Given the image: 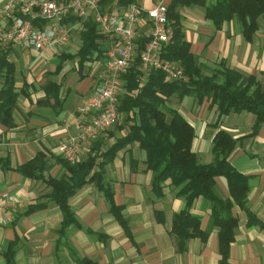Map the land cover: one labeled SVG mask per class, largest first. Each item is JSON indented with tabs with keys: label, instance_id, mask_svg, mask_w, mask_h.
I'll list each match as a JSON object with an SVG mask.
<instances>
[{
	"label": "crops",
	"instance_id": "obj_1",
	"mask_svg": "<svg viewBox=\"0 0 264 264\" xmlns=\"http://www.w3.org/2000/svg\"><path fill=\"white\" fill-rule=\"evenodd\" d=\"M6 1L0 0V7ZM155 1L113 0L105 9L122 10L123 5L131 3L147 9ZM176 13L184 42L202 75L210 77L232 70L243 77H253L264 91V15L257 19L258 29L252 39L246 41L238 22L232 20L216 28L205 19L204 8L198 5L180 6ZM73 18L67 16L65 24L74 25ZM149 29L148 23L142 24L138 44H146ZM82 30L83 27L74 26L64 46L40 52L21 48L7 56L14 67L18 98L10 119L0 121V264H6L5 256L11 249L13 264H80L84 260L95 264H221L218 229L211 223L209 203L202 198L195 199L188 211L200 219V235L186 241L182 250L178 248L171 229L185 201L175 195L170 180L164 182L161 197L153 194L154 174L148 170L145 153L137 143L117 151L104 167L103 189L87 182L68 199L79 227L70 225L63 234V215L51 200V188L43 180L25 178L18 172V168L41 154L46 160L45 179L69 176L58 163L61 158L56 145L76 133V110L93 91L109 47L107 39L100 35V53L79 65L75 56L81 46ZM66 57L69 58L63 61ZM50 82L58 85V102L62 104L59 111L58 104L45 92ZM2 89L0 78V92ZM166 107L177 111L192 127L191 151L200 164L213 162L212 139L217 131L233 138L235 146L228 162L249 177L247 207L257 222L264 224V124L254 133L256 118L247 112L218 119L217 106L207 98L200 104L192 96L181 101L171 98ZM217 122L218 127L214 128ZM127 132L126 126L110 128L94 146L99 145L100 152H104ZM85 160L82 155L76 164ZM215 191L224 200L230 197L223 177L215 178ZM5 193L9 199L3 200ZM38 204L42 209L24 214L29 206ZM116 210L123 224L116 219ZM232 215L237 223L226 264H264V228L250 222L236 205Z\"/></svg>",
	"mask_w": 264,
	"mask_h": 264
},
{
	"label": "trees",
	"instance_id": "obj_2",
	"mask_svg": "<svg viewBox=\"0 0 264 264\" xmlns=\"http://www.w3.org/2000/svg\"><path fill=\"white\" fill-rule=\"evenodd\" d=\"M112 1L100 0V7L105 10V6ZM117 1L121 3L124 0ZM128 5H123V8ZM190 5L203 7L205 19L211 21L216 28L232 20L238 22L246 41L252 39L258 29L257 19L264 15V0H211L210 3L207 0H172L167 17L172 22L174 32L172 41L163 51L162 57L180 65L189 78L188 82L167 81L160 71H152L145 80H141L142 72L139 69V58L136 56L134 65L121 77L123 92L118 100L119 111L124 119L116 127L126 126L128 132L104 152H100L99 145L94 146V150L101 156V162L96 169L95 158L90 156H87L84 162L74 165L59 159L58 163L62 164L69 176L60 180L45 179L43 173L46 160L41 154H37L31 161L18 168V172L25 178L43 180L51 188V200L63 215L61 234L70 225L79 227L68 206V199L87 182L95 183L98 189H103L104 167L112 161L117 151L133 143H137L139 149L144 151L147 168L154 174L153 194L161 197L164 182L170 180L171 187L176 191L175 195L185 201L184 209L175 215L171 229L180 250L184 248L186 241L200 235V219L188 212L193 201L198 198L207 201L211 207V223L218 229L221 264H226L230 244L234 239L233 230L237 223L232 215L234 205L245 212L250 222L264 228V224L257 222L247 207L249 177L237 172L228 162L235 146L233 138L222 130L217 131L212 139L213 162L200 164L191 151L194 138L192 127L177 111L166 107V102L171 98L181 101L186 96H192L198 104L207 98L212 105L217 106L218 119L230 113L247 112L256 118L254 133L264 124V91L253 77L246 78L232 70H223L207 77L202 75L195 65L189 45L184 42L183 33L178 26L176 13L178 7ZM73 19L76 21V18ZM37 25L41 27L43 23ZM82 27L81 46L75 56L79 65L88 62L94 53H100L97 44L100 35L93 22L87 21ZM137 46L138 55L145 42L142 45L137 43ZM8 54L9 52L0 55V78L3 79V89L0 92V121L10 119L18 98L14 88L15 71L7 60ZM60 69L61 67H58L57 71ZM45 92L48 98H53L55 105L58 104L56 110L59 111L62 104L58 102V85L48 83ZM213 127L217 128L218 122ZM217 177L226 180L230 196L228 199H222L215 191ZM107 198L115 210L109 193ZM40 209L42 206L39 204L31 205L24 214L29 215ZM115 217L123 224L118 210ZM13 256L14 249H11L5 256L6 264H13ZM80 264L95 263L84 260Z\"/></svg>",
	"mask_w": 264,
	"mask_h": 264
},
{
	"label": "built area",
	"instance_id": "obj_3",
	"mask_svg": "<svg viewBox=\"0 0 264 264\" xmlns=\"http://www.w3.org/2000/svg\"><path fill=\"white\" fill-rule=\"evenodd\" d=\"M172 0H156L151 8L131 3L122 10L102 9L100 0H7L0 7V55L21 48L40 52L46 48L64 46L74 26L93 22L97 33L105 37L109 47L97 75L93 91L76 110V133L57 142L59 157L70 165L82 155L101 162L94 144L99 136L124 119L119 111L123 92L121 77L139 58L141 80L152 71H160L167 81L188 82V76L176 62L162 57L171 43L173 26L167 12ZM67 16L76 18L67 26ZM39 27L37 24H42ZM149 24L148 42L137 55V38L142 24ZM2 199H9L5 193Z\"/></svg>",
	"mask_w": 264,
	"mask_h": 264
},
{
	"label": "rangeland",
	"instance_id": "obj_4",
	"mask_svg": "<svg viewBox=\"0 0 264 264\" xmlns=\"http://www.w3.org/2000/svg\"><path fill=\"white\" fill-rule=\"evenodd\" d=\"M80 27H81V26H80ZM80 27H79V28H80Z\"/></svg>",
	"mask_w": 264,
	"mask_h": 264
}]
</instances>
